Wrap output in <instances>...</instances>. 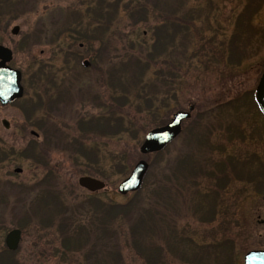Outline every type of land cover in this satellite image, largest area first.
<instances>
[{
	"label": "rangeland",
	"instance_id": "rangeland-1",
	"mask_svg": "<svg viewBox=\"0 0 264 264\" xmlns=\"http://www.w3.org/2000/svg\"><path fill=\"white\" fill-rule=\"evenodd\" d=\"M0 45L24 88L0 105V250L21 231L3 264H244L264 250V0H0ZM38 94L52 100L29 111ZM190 105L176 140L140 152ZM139 160L141 188L120 195Z\"/></svg>",
	"mask_w": 264,
	"mask_h": 264
},
{
	"label": "water",
	"instance_id": "water-1",
	"mask_svg": "<svg viewBox=\"0 0 264 264\" xmlns=\"http://www.w3.org/2000/svg\"><path fill=\"white\" fill-rule=\"evenodd\" d=\"M18 26L11 30V34L18 33ZM12 51L0 45V105L6 106L14 101L21 99L24 95L22 86V74L19 70L8 65L12 60ZM85 66L88 62H83ZM255 99L260 112L264 115V69L262 71L259 83L255 90ZM194 106H188L187 110H178L172 114L168 123L163 126L153 128L145 134L144 141L140 147L141 153H156L164 150V148L176 139L182 130V122L191 117ZM4 128L9 127L7 120H2ZM31 134L36 135L34 131ZM149 169V165L145 160H139L132 168L128 177L124 178L118 185L117 192L120 195L137 192L144 181ZM16 173H20L21 169H16ZM78 185L88 192H96L105 188V183L99 179L83 176L77 181ZM264 201V193H263ZM21 238L19 229H13L6 235L5 244L11 251L18 248ZM244 264H264V250L248 251L243 258Z\"/></svg>",
	"mask_w": 264,
	"mask_h": 264
},
{
	"label": "trees",
	"instance_id": "trees-1",
	"mask_svg": "<svg viewBox=\"0 0 264 264\" xmlns=\"http://www.w3.org/2000/svg\"><path fill=\"white\" fill-rule=\"evenodd\" d=\"M109 9H111L110 8V5H109ZM112 12V11H111ZM108 16H111V14H108ZM166 24V23H165ZM78 37H80V38H85L86 37V35L84 34V35H81V34H79V36ZM150 60H151V58H150ZM139 65H140V63H139ZM40 67H42V66H40ZM39 67V68H40ZM143 68V67H142ZM39 70V69H38ZM40 70H42V69H40ZM39 70V71H40ZM140 73H142V70L140 71ZM42 96H44V97H42ZM49 96H47V95H41V94H38V96H37V99H38V102H36V101H34L33 102V104H32V106L29 108V111H32V112H34V111H36V109H38V107H39V105H41V106H44L45 104H48L49 102H50V100H52V99H50V98H48ZM42 98H44V100L42 99ZM117 100H118V102L123 106V105H125L126 103H127V99H126V97H125V95H123V96H121V97H117ZM145 100H148V101H150L151 102V97H149V98H146ZM144 100V101H145ZM53 101V100H52ZM51 101V102H52ZM149 103V102H148ZM147 105V108L149 107V109L151 110V111H153V113H154V111H157L155 108H151V105L150 104H146ZM150 105V106H149ZM124 107V106H123ZM100 121H101V123H100ZM98 124H101L102 126H103V129L101 130V133L103 132V133H114V132H116L115 130H116V128H117V130L118 129H120V130H124V129H127V128H124L123 127V125L122 126H120V121H118V123L116 124V126H114V127H112V126H108V125H110L111 123L110 122H108L107 120H102V119H100L99 121H98ZM112 129H115V130H112ZM130 129V128H129ZM130 131V130H129ZM27 153H28V150H26L25 152H23V154H22V156H27ZM1 157H4L3 155H0V158ZM138 192V191H137ZM137 192H135V193H137ZM134 193V194H135ZM120 206L119 207H111L109 210L111 211V212H117L118 210H120ZM123 208V207H122ZM122 211V210H121ZM65 227H67V225L66 224H62L61 226H60V228H65ZM76 228V227H75ZM78 231H80V228H79V230ZM75 232H77V231H75ZM8 253H11V252H8ZM0 264H3L2 263V260H0Z\"/></svg>",
	"mask_w": 264,
	"mask_h": 264
},
{
	"label": "flooded vegetation",
	"instance_id": "flooded-vegetation-1",
	"mask_svg": "<svg viewBox=\"0 0 264 264\" xmlns=\"http://www.w3.org/2000/svg\"><path fill=\"white\" fill-rule=\"evenodd\" d=\"M184 17V16H183ZM82 65L84 66V68H89L88 67V65H89V63H88V65L87 66H85L84 65V63H82ZM256 90V89H255ZM57 100V101H56ZM16 101H18V100H16ZM16 101H14L13 103H15ZM56 101V102H55ZM53 102V104L55 103H60V102H62L63 103V99L59 96V94L58 93H56V98L52 101ZM52 102L48 105V106H51V104H52ZM256 102V101H255ZM13 103H11V104H13ZM11 104H8V105H6V106H9V105H11ZM257 104V103H256ZM2 106V105H1ZM3 107H5V106H3ZM257 109H258V106H257ZM258 112L260 113V115L264 118V115L260 112V110L258 109ZM169 122V121H168ZM9 123V122H8ZM1 124H2V121H1ZM3 126V125H2ZM3 128H4V126H3ZM4 129H9V127L8 128H4ZM182 129H183V127H182ZM31 132H32V130L29 132V134L30 135H32V136H34V137H38V134L36 133V135H34V134H31ZM182 133V132H181ZM181 135V134H180ZM179 135V136H180ZM178 136V137H179ZM177 137V138H178ZM176 138V139H177ZM176 139H174V140H176ZM173 142V141H172ZM171 142V143H172ZM171 143H169L167 146H169ZM264 193V192H263ZM263 195V194H262ZM262 200H263V196H262ZM263 204H264V201L262 202ZM260 220H259V224H260V226L262 227V228H264V209L262 210V212L260 213ZM21 232V231H20ZM7 235V234H6ZM6 235H5V238H6ZM5 238L3 239V243L5 244ZM5 247H6V251L5 250H0V256L2 255V256H4V255H7V253L8 252H12V251H10L8 248H7V246H6V244H5ZM0 258H3L4 259V257H0ZM244 258V257H243Z\"/></svg>",
	"mask_w": 264,
	"mask_h": 264
},
{
	"label": "bare ground",
	"instance_id": "bare-ground-1",
	"mask_svg": "<svg viewBox=\"0 0 264 264\" xmlns=\"http://www.w3.org/2000/svg\"><path fill=\"white\" fill-rule=\"evenodd\" d=\"M245 255V254H244Z\"/></svg>",
	"mask_w": 264,
	"mask_h": 264
}]
</instances>
